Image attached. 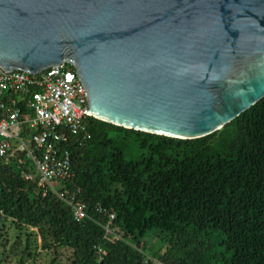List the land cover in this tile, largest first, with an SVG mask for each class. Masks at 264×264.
<instances>
[{"label":"trees","instance_id":"1","mask_svg":"<svg viewBox=\"0 0 264 264\" xmlns=\"http://www.w3.org/2000/svg\"><path fill=\"white\" fill-rule=\"evenodd\" d=\"M90 139L70 148L73 177L57 191L85 205L82 223L53 194H43L22 171V155L0 161V264L6 249L1 225L35 230L47 264H264V98L208 136L182 140L125 129L94 117ZM132 139L145 150L126 160ZM101 209V211L98 210ZM109 215L118 238L106 237ZM161 243L144 251L148 233ZM34 236L14 237L9 255L39 264ZM71 253L66 262L64 248ZM52 253V254H51Z\"/></svg>","mask_w":264,"mask_h":264},{"label":"water","instance_id":"2","mask_svg":"<svg viewBox=\"0 0 264 264\" xmlns=\"http://www.w3.org/2000/svg\"><path fill=\"white\" fill-rule=\"evenodd\" d=\"M59 65L92 117L202 138L264 98V0H0V68Z\"/></svg>","mask_w":264,"mask_h":264},{"label":"built area","instance_id":"3","mask_svg":"<svg viewBox=\"0 0 264 264\" xmlns=\"http://www.w3.org/2000/svg\"><path fill=\"white\" fill-rule=\"evenodd\" d=\"M88 107L71 66L59 65L36 74L0 68V161L22 155L30 165V170L21 172L23 179L70 207L75 223L88 218L85 205L75 195L68 198L57 191L54 183L74 175L70 148L90 139ZM113 218L109 215L103 229L106 237L118 238L111 227ZM144 256L145 264H164Z\"/></svg>","mask_w":264,"mask_h":264},{"label":"rangeland","instance_id":"4","mask_svg":"<svg viewBox=\"0 0 264 264\" xmlns=\"http://www.w3.org/2000/svg\"><path fill=\"white\" fill-rule=\"evenodd\" d=\"M145 153V150L140 149L139 147H137L134 142L132 141V139H130L125 148H124V156L126 160H133L136 161L140 158L141 154ZM1 233L3 235V239L7 240V247L4 251V249L1 248L2 252H4L2 259L5 260V262L3 264H18L17 263V258L15 256L14 253L9 255L8 258V253L10 251V245L12 244L14 237L19 235V238L22 242H24L25 240V234L26 233H30L31 236L35 235V230H22L21 233H18L11 225V223L9 221H3L2 225H1ZM154 233L155 231H153L152 233H148L144 239L142 240L144 243L143 249L144 251H146L149 254H153L155 253L157 250L161 249V243L158 239H156L154 237ZM34 242L38 248V250H36V254H37V259H38V263L39 264H47L51 258L53 257V255H48L46 256L42 250H40V246L42 245V239L40 237H36L34 236ZM62 252V256L60 257L61 262L64 263L66 262L67 257L70 255L71 253V249L70 248H64L62 250H60ZM52 254V253H51Z\"/></svg>","mask_w":264,"mask_h":264}]
</instances>
